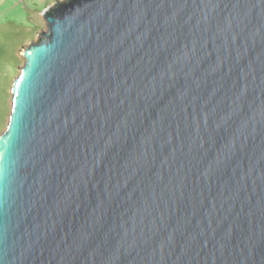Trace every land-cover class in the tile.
<instances>
[{
	"label": "water",
	"instance_id": "1",
	"mask_svg": "<svg viewBox=\"0 0 264 264\" xmlns=\"http://www.w3.org/2000/svg\"><path fill=\"white\" fill-rule=\"evenodd\" d=\"M0 133V264H264V0H56Z\"/></svg>",
	"mask_w": 264,
	"mask_h": 264
},
{
	"label": "rangeland",
	"instance_id": "2",
	"mask_svg": "<svg viewBox=\"0 0 264 264\" xmlns=\"http://www.w3.org/2000/svg\"><path fill=\"white\" fill-rule=\"evenodd\" d=\"M56 0H0V133L11 113V87L24 65L21 51L46 29L45 9Z\"/></svg>",
	"mask_w": 264,
	"mask_h": 264
}]
</instances>
